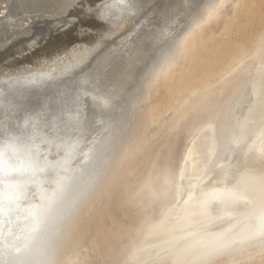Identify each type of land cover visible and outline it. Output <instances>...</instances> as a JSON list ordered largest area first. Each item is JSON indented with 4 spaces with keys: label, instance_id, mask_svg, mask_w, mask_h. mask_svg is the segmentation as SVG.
Returning <instances> with one entry per match:
<instances>
[{
    "label": "bare ground",
    "instance_id": "6f19581e",
    "mask_svg": "<svg viewBox=\"0 0 264 264\" xmlns=\"http://www.w3.org/2000/svg\"><path fill=\"white\" fill-rule=\"evenodd\" d=\"M29 1L0 0V51L7 49L9 41L18 36L30 45L32 35L36 34L32 31L42 28L38 25L42 21L50 22L53 18L58 24L66 25L67 21L61 20L73 18L82 8L93 10L105 6L103 0H33L36 4L27 6ZM149 1L124 12L110 31L95 34L88 51L73 63L56 71L41 69L29 77L31 72L24 69L0 78V126L6 124L0 130V148L4 142L18 139L15 133H20L22 138L33 136L35 132L29 120L39 105L36 109L27 107L39 97L42 109L47 110L44 104L52 103L51 116L45 119L47 127L35 130L40 134L76 124L83 112L88 116L82 124L83 128L87 127L86 142L77 150V160L69 162L63 174L56 175L53 171L62 159V147L58 140V144L48 147L52 171L47 188L31 185L25 201L19 199L24 189L21 182L32 180L37 173L38 168L32 169L30 163L45 158L38 155L33 139L26 141L19 151L10 145L3 148L6 152L0 149V255L13 254L0 264L39 263V254L49 246L40 234V227L52 211L55 196L58 194L59 201L63 199L64 203L71 189L81 184L78 183L85 178L86 170L90 168L89 174L95 171L105 145L97 148L87 165L83 154L93 139L104 140L114 131L118 133L114 138L119 144L115 151L111 150L114 163L94 193L80 206L81 211L69 219L66 228L71 225L58 251L57 264H221L264 247V29L252 40L245 56L234 55L220 70L208 75H219L218 85L199 95L196 93L200 84L188 89L185 86L187 93L197 95L193 100L185 107L179 100L159 111L154 109L152 98L161 93L159 85L170 77L173 69L177 70L187 45L193 40L186 44L179 37L164 53L161 48H166L173 32L176 34L175 28L188 14L191 3L194 8L200 0H184L183 12L179 10L182 13L172 10L175 9L172 4L158 8L151 14L155 16L153 19L140 15L149 7ZM210 1L205 0L203 8L194 12V17L190 14L191 17L196 19L204 13ZM262 1L252 0L258 16L264 12L259 7ZM236 3L237 0H230L226 7L231 9ZM222 10H216L213 20L211 16L209 21L199 18L201 21L195 29L192 27L193 37L208 38L219 27L217 18L225 13ZM242 22L239 19L237 24ZM157 53L160 56L153 58L157 62L146 66L142 81L137 82L139 87L150 84L146 93L140 92L141 95L136 91L140 96L133 95L125 103V97L137 87L139 69ZM101 75L105 76L102 90L95 92L87 87L98 82ZM44 76L52 77L49 84L50 78ZM62 99L69 102L68 108L60 103ZM121 100L123 114L114 123L110 122L114 125L109 128L107 122L117 113ZM79 106L87 110H80ZM180 108L183 111L176 115ZM20 111L27 112L19 116H27V123L14 121ZM125 113L129 124L122 121ZM103 116L104 127L98 123ZM18 144L21 146L19 139ZM62 208L64 205L59 206ZM102 225L109 228L110 236L98 233ZM9 226L12 230L1 232Z\"/></svg>",
    "mask_w": 264,
    "mask_h": 264
},
{
    "label": "rangeland",
    "instance_id": "374dc122",
    "mask_svg": "<svg viewBox=\"0 0 264 264\" xmlns=\"http://www.w3.org/2000/svg\"><path fill=\"white\" fill-rule=\"evenodd\" d=\"M106 1H109V2H106ZM148 1L149 0H103L101 2H103L105 6H103L102 9H93V10L88 11L85 14H78V15L74 14L73 18H71L70 23L66 26L65 29L56 32L52 37H49L46 40H41L40 41L41 43H39V44L37 43L32 49L24 52L23 54L13 55V56H10L9 58L1 61L0 62V72L4 71V73L0 74V78L1 77L6 78V77H8V75L11 76V75L16 74V73H18L24 69H28L31 72L28 75V77H29L31 74L38 72V70H41V69L56 71L59 68H62L64 66H67V65L73 63L75 61V58H80L82 56V54H84L85 52L88 51V49L90 47L89 44L91 43L89 41H90V39L94 38L95 34L99 33L100 31L102 33H104V31H110L113 24H115V21H117V19L119 20V18L121 17V15H123L124 12L128 11L129 9H131L135 5H140V4L143 5L144 3H147ZM214 1L215 0H211L209 2V4H207V6H206L207 8L205 7L204 13L202 12L199 15V17L196 19L192 18V17H194V14H195L194 12H197V10H199L200 8H203V6L205 5V3H204L205 0L199 1L202 6L199 5L200 3L196 4L197 6L198 5L200 6L199 8L196 5H194V8H193V5L191 3V6H189L187 11H186V13H188L189 16L186 13H185L186 15L183 16L184 19H185V17L187 19H185V20L183 19L181 22H179L180 25L178 23V25H177L178 27L176 26V28H175L176 34H174V32H173L171 40H168V42L165 46L166 48H164V46H162L161 52L164 53L166 51V49H168V47H170V45L172 43H175L176 40H178L179 37L184 38V41L186 42V44H188L187 42L190 41L189 39L193 40L192 43L189 42V44L187 45L188 50H186L187 51L186 54L185 55H184V53L182 54L184 56L182 57L180 64L177 67V70L173 69L171 71L170 77H168L167 79L165 78L166 81L165 82L163 81V83H161L159 85V89L162 88L164 90L161 89V93L158 92L156 95H154L155 98H152L151 103H153L154 109H158L159 111L164 110L169 105L175 104L179 100L180 101L182 100V102H183L182 105H184V107H185V105L188 102H190L191 100H193L194 97H196L197 95H199L202 92H206V91L208 92L210 90V88L218 85V82L220 80L219 75L215 74L212 77H209L208 75L211 72H217L218 70H220V68L227 61V59H230L234 55L238 54V56H240V58L245 56V54L248 53L252 47L251 46L252 40L256 37L257 33L262 31V29H264V12L258 16V14L256 13V8L253 7V5H252L253 4L252 0H251V3H250V0H237L236 5L235 6L232 5L233 8H231V9L226 7L227 2H230V0H225V1L224 0H218V1L216 0L215 2ZM184 2H185L184 0H180V1L179 0L178 1L177 0H175V1L174 0H150L148 6L149 7L151 6V7L150 8L147 7L150 10H148V12H147L146 11L147 8H146V10H143L144 12L142 11V13L140 15L143 14V15H145V17L150 18L151 14H154L158 11L157 10L158 8L159 9L160 8H168L171 4H172L171 6H173V8H174V6H175V9L179 8L177 10H175V9H172V10H174L175 12L177 11L178 13L181 11L183 12L182 9H184V7H185ZM246 2H248V3L246 4ZM155 3H156V5H155ZM109 4H114V7H112L111 5H110L111 6L110 7ZM120 4H123L124 6H122ZM174 4H176V5H174ZM223 6H225V8ZM190 7H192V8H190ZM259 7H261V10L264 9V0L260 3ZM196 8H198V9H196ZM221 8H224L225 11L222 10ZM215 9L217 10V12L220 10L225 12V13H222L221 16L219 15L221 17V19H220V17L217 18L219 23H220L219 24L217 22L219 27L215 28V30L213 29L212 32L210 33L211 35L209 34L210 36L208 38H205L203 40H199L198 38H194L195 36L193 37L194 34H192L194 30L192 29V27L195 29L198 21H201L203 19L206 21H209L210 19L213 20L215 15L217 16V14H216L217 12ZM179 10H181V11H179ZM190 10H191V12H189ZM209 11H210V13H207ZM212 11H213V14H212ZM228 11H230V12H228ZM145 12H147V14H144ZM190 14L192 15V17ZM112 17H113V20H112ZM151 17H152L151 19H153L155 16H151ZM208 17H210V19ZM199 18H201V20ZM239 19L243 21L241 24H237V21ZM78 22L79 23L82 22V23L79 24ZM182 23H184V24H182ZM183 26H185V27H183ZM178 28L180 29V31ZM177 29H178V31H177ZM191 29H192V31H191ZM114 36H116V35H114ZM114 36L110 37L108 39V41L112 40ZM236 39H238V41H240L238 44L235 42ZM190 44H191V46H190ZM219 44L221 47L217 48V45H219ZM156 56L158 58V56H160V54L159 53H157L155 55L153 54V56L148 58L149 61L147 60L146 64H144V67H142L143 69H141V70L139 69L138 76L140 78L138 77L137 78L138 81L136 80V85H137L136 88L137 89L136 88L131 89L132 92L129 95H127L124 99L125 103L128 100H132L133 95L134 96L135 95L140 96L139 94L146 93L147 87L150 84H148L147 87H141V85L139 87L138 83L140 80L142 81V79H141L142 74H144V72H147V70H145V67L147 66V68H148L149 64L154 63V61L157 62V60H156L157 58H155V60L153 61V58ZM26 63H28L26 66L18 69V67L20 65L26 64ZM178 69H179V71H178ZM143 70H144V72H142ZM174 74H176V75H174ZM185 77H187V78H185ZM186 80L187 81L189 80V81L187 82ZM176 81H177V83H176ZM182 82H184V83H182ZM198 82H200V83H198ZM162 84H164V85H162ZM195 84L201 85V88L198 89V92L196 93L197 95L195 93H187L186 88L188 89V87H191L192 85H195ZM185 86H186V88H185ZM202 86H203V88H202ZM142 90L143 91L145 90V91L143 92ZM136 91L139 94H137ZM143 94H141V95H143ZM160 95H161V97H159ZM179 98H181V99H179ZM160 103L163 104V106L159 107ZM184 107L182 108L183 110H184ZM182 109L181 108L179 110L177 109L178 112H177V110L175 111L176 115H179L181 113V111H183ZM261 248L262 249L254 248V250H251V251L249 250L248 253H245L248 255H246V256L243 255V257H240L237 259L238 261L235 259L232 261L222 262L221 264H234L236 262L237 263L241 262L240 264H264V247H261ZM253 255H255V256H253ZM251 257H253V258L249 261V259ZM242 258H244V259H242ZM246 259H248L247 262L244 261ZM242 261H244V263Z\"/></svg>",
    "mask_w": 264,
    "mask_h": 264
},
{
    "label": "water",
    "instance_id": "95a60500",
    "mask_svg": "<svg viewBox=\"0 0 264 264\" xmlns=\"http://www.w3.org/2000/svg\"><path fill=\"white\" fill-rule=\"evenodd\" d=\"M34 4H36V3H33V0H30L27 3V6L34 5ZM75 7H76V5H75ZM17 8H19L18 5H17ZM88 11H90V9L84 10L82 8L78 14H85ZM52 19L53 18L50 19V22H48V21L43 22L42 21V23L38 24L42 28L38 29V27L35 26L37 29L35 30V28H34V31H32V32L33 33L36 32V34L32 35L33 41H31L30 45H27L26 42H22V39H20L21 36L12 38L9 41V43H11L10 46L7 47V49L5 48L4 50L0 51V62L3 61L4 59L9 58L10 56L23 54L24 52L32 49L37 43H40L41 40L52 37L56 32L65 29L67 26V23L69 24L70 20H71L70 17L69 18L64 17V19L61 21H65V22L67 21V23H66V25H61V24H58V22H55L54 19L53 20ZM19 42H21L22 45L21 44L17 45ZM44 77H47V76H44ZM104 77H105L104 75H101L98 82H93L91 84L92 86L88 85L87 87H91V89L95 92L102 90L103 89L102 82L104 80ZM47 78H50L47 82V84H49L50 81L52 80V77L48 76ZM40 98L41 97H39L36 101H34L32 104H30L27 107L28 109H36L37 106L39 105L38 109L34 112L33 118H31L29 120V123L31 124V126L35 132V133H33V136L32 137L29 136L28 138H26V136H27L26 135L24 138H22L20 133H15L19 139L21 146H19V144H18V139H12L11 141L8 142V144H7V141L4 142V145L0 148V149H2L1 151L6 152V149H3V148L6 145H8V148H10V146H12L13 148H17L16 150L19 151L20 149H22L25 146L26 141H28V140L30 141V139L31 140L33 139L37 145V147L35 145V149L39 150L38 155L41 156V154H42V157L45 158V160L37 161L35 164L30 163L29 166L32 169H35L34 167H36L38 169H37V173H36L35 177L32 180H30L28 182H21L22 186H24V189H22V191H21V197H19V199L21 201H25L28 198V188L31 187V185H34V186L36 185V187L38 189H40L41 186L44 187V186H46V184H48V179H49L51 171H52L50 159L47 156L50 154V152H49L50 150H48V147H51V146H54L55 144H58L57 140L60 141V147H62L61 148L62 159L57 162V169H55L53 172L56 175L60 174V173L63 174V172L66 171L65 166L67 164H69V162L77 160L76 152L79 148H82L84 146V144L86 142V139H85L86 134L88 133L87 132L85 134L87 127L83 128V125H82L83 122L87 121V118H88L87 114L84 112H83V115L81 116V118L76 122V124L70 125V126L65 125V129L63 127H60V128L55 129V130L48 131L47 133L42 132V134H40V132H38V131H35L36 129H39L41 126L47 127V123L45 122V119H47V117L51 116V115H49V113L52 109V103L49 104V102H47L46 104H44L47 107V110L45 109V107L42 109V103H41ZM18 100H20V99H18ZM60 103L62 104V106L64 104L65 108H68L66 106L67 104H69V102L67 100L62 99L60 101ZM121 103H122V100L119 103V108L117 109V113H115L112 116L113 118L111 117L109 122H107L109 125V128H111V126L114 125L112 123L115 122L117 117L119 115L123 114L122 107L124 105L121 106ZM53 104H54V106H56L55 103H53ZM108 104L109 103L107 102V105ZM111 104L113 106V100H111ZM6 105H8V104H6ZM79 107L81 108L80 110H83V111L87 110V107H85V108H83V106H79ZM56 108H57V106H56ZM231 108L232 107L229 108V111L231 110ZM1 110H0V114L2 113ZM3 111H4V109H3ZM24 115H27V112H21L20 111L17 114V116H18L17 119L14 121L19 120V121H24L25 123H27V120H25V119H27V116L19 118V116H24ZM104 116H103V118L100 119V121H98L99 125H102L103 127L106 124ZM122 118L124 119L122 121H125L126 124H129V122H128L129 116L126 113L124 114V116ZM65 122H67V120ZM110 122H112V123H110ZM1 124L2 125L0 126V130H2L3 125H6L4 123H1ZM118 125L121 126L120 124H118ZM114 132L108 138H104V140L100 139V137L93 139L90 142V145L87 147L85 153L83 154L84 155L83 157H84L85 162H86L85 165H87L88 162L91 161L95 157V152H96L97 148L100 147L101 145H102L101 147H104V145H105V151L99 156L100 157V163L94 168L95 171H92L89 174L90 168H88L86 170L85 178L78 183V184L81 183L80 185L77 184L78 186L73 187L71 189V191L68 194L67 200L64 203H63V199H60V201H59V195L58 194L55 196L54 201H53L52 211L49 214V216L46 218L44 224L40 227V234H43L45 236L46 242L48 243L49 246L46 248V252L39 254L40 259L38 260L39 263L36 262L37 264H49V263L50 264H57L58 251L61 248L62 243L64 241V237H65L67 231H69V227L71 225V223H70L68 229L66 228L69 219H74L73 218L74 214L79 210L80 206L86 200H88V197H90V195L92 193H94L95 189L98 187V185H100L102 180L105 179L104 176H106L110 166L114 163V156L115 155L113 156V154L111 153V150L115 151V149H117L119 147V144L117 145L118 140H116L114 138L118 133L117 132L114 133ZM52 133L56 134V136L55 135L52 136ZM59 133H62V135L59 138H57ZM25 134H26V132H25ZM43 145H45V147H46L45 150L43 149ZM36 155L37 154L34 153L33 157L35 158ZM7 156H8V154H7ZM19 158H21V157H19ZM41 162H42V167H39V164ZM90 165H91V163L88 166H90ZM82 177L83 176H81L80 179H82ZM82 183H83V185H82ZM46 188H47V186H46ZM62 205H64V208L59 209V206H62ZM79 211H81V210H79ZM12 223H13V216H12ZM5 228H7V227H5ZM10 230H12V226H9V228L7 230H5V231L2 230L1 232L6 233ZM98 233L101 236H110L111 235L109 228L107 226H103V225L98 227ZM17 250H18V248H17ZM148 253H151V252H147V254ZM12 255L13 254H10V253H9V255H7V253L0 255V262L3 260H9ZM236 263H234V264H236Z\"/></svg>",
    "mask_w": 264,
    "mask_h": 264
}]
</instances>
